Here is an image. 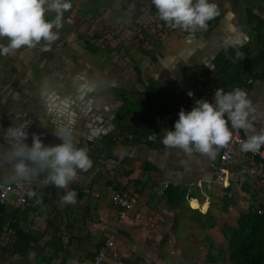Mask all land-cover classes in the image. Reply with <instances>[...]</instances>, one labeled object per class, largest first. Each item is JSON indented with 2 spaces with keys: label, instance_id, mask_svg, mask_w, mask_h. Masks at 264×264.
I'll use <instances>...</instances> for the list:
<instances>
[{
  "label": "crops",
  "instance_id": "obj_1",
  "mask_svg": "<svg viewBox=\"0 0 264 264\" xmlns=\"http://www.w3.org/2000/svg\"><path fill=\"white\" fill-rule=\"evenodd\" d=\"M211 2L219 6L220 15L209 22L207 31L198 30L193 34L160 25V30L166 33L164 43L155 37L156 41L149 39V46L152 45L150 49L145 47L148 40L142 43V49H134L132 58L135 74L128 75L117 57L102 47L106 39L98 35L100 38H96L92 26L102 25L105 32L122 22L124 30L129 28L135 33L138 28L131 20L135 10L143 11L138 22L160 20L158 13L152 12L155 6L151 0H74L75 15L88 17L89 22L85 19L87 24L79 23L76 16L71 20L67 17L68 13H64L59 38L48 50H44L46 45L42 42L32 49H20L14 57L0 55L2 181L16 182L12 178L11 167L2 163L3 154L10 148L4 138L9 127L27 123L28 139L25 143L29 146L33 135L39 136L45 146L62 143L54 134L58 128H70L76 144L97 145L104 143L108 136L123 135L114 147L112 156L108 153L106 157L103 155L102 161L98 159L100 163H105V167L91 179L86 178L88 189L93 193L87 190V194L85 187L84 199H77L75 203L82 205L90 194H96L95 204L88 205L82 215L74 211V216L72 212L66 213L68 208H62V217L59 219L50 211L53 222L64 231L63 234L74 236L65 253L68 264H80L86 254L96 252L108 232L134 239L142 233L206 235V232H210L209 235H213V231L218 232V226L221 225L219 235H222L225 224L236 227L241 214H247L261 204L259 202L256 206L255 202L249 206L251 201L262 199L257 190L262 187L264 169H261L259 162L243 161L244 157L239 155L236 164L243 166L246 163V173L232 168V179L226 188L216 181L211 167L223 148L217 150L214 158H209L197 152L189 155L179 148H168L162 143L166 131L172 129L170 120L175 117L177 109L188 105L192 110L200 100L213 103L218 88L225 92L236 88L244 90L257 110L255 129L259 131L264 128V0ZM121 5L128 8L124 16H119ZM52 13L46 14L49 21L53 20L50 16ZM124 21L128 25L131 23L135 29L130 25L126 27ZM226 40H231L235 46H225ZM244 50L253 56L263 52V60L252 67V71L249 70L252 62H246L248 55ZM89 81L95 84V88L91 91L82 89L81 85ZM150 82H158L174 93L170 109L172 113L157 120L159 143L154 146L146 144L152 136L143 132L144 123L135 114L124 118L120 128L114 122L115 114L126 108L127 104L137 102L138 93L143 92L145 85ZM118 89L129 92L126 93L127 99L115 97L111 93ZM132 89L138 93L132 94ZM194 89L201 91L202 95L191 101L190 97L195 95ZM242 133L246 138L253 134L244 130ZM92 159L97 160L95 156ZM113 159L117 160V165L110 169L108 163L114 162ZM113 172L123 173L122 177L118 176L119 190L116 191L134 195V211L128 213L120 227L116 224L117 219L113 218L112 221L110 216V194L116 191L105 186L100 188L104 178ZM165 183H169L171 189H181L171 195L182 192L183 198L169 200L165 194ZM48 185L52 196L61 193L62 197L66 191ZM52 201L57 203V200L50 198L49 202ZM49 202L43 210H49ZM195 204L198 205L197 209H194ZM206 205L208 208L204 210ZM117 212L114 207L113 216ZM34 218L31 216L29 221ZM24 228L27 229L26 226ZM4 230L0 231V235L13 234L11 229L9 232ZM64 239L66 242L69 240L68 237ZM145 241L149 249L156 250L154 242ZM118 242L121 243L120 239ZM128 252L129 249L125 250V253Z\"/></svg>",
  "mask_w": 264,
  "mask_h": 264
},
{
  "label": "clouds",
  "instance_id": "obj_2",
  "mask_svg": "<svg viewBox=\"0 0 264 264\" xmlns=\"http://www.w3.org/2000/svg\"><path fill=\"white\" fill-rule=\"evenodd\" d=\"M151 4L155 6L159 19L169 27L193 34L198 30L207 31L209 22L220 15L219 6L211 0H151ZM71 8V0H0V39L7 38L8 41L6 45L0 43V55L22 48L32 49L42 42L46 45L44 50H48L59 38L64 13ZM49 12L55 13L51 21L46 19ZM225 46L235 44L226 40ZM81 88L91 91L95 84L85 82ZM256 111L244 90L236 88L225 92L218 88L213 103L200 100L189 112L181 109L174 131H166L162 143L189 155L197 152L214 158L219 148L227 147L232 141V130H244L253 134L240 142V151L258 152L264 147V128L255 129ZM27 126L25 123L9 127L4 134L10 148L3 154L2 163L11 167L13 180L31 182L43 175V185L67 189L76 179L78 171L87 172L93 166L87 147L76 145L70 128L55 130L54 134L62 141L58 145L45 146L39 136L33 135L29 146L25 143L28 139ZM168 186L169 183H165L166 189ZM117 193L129 200L130 209L114 204L113 197ZM77 195L74 190L67 191L61 202L74 205ZM50 198L53 199V196ZM111 202L119 211L115 221L120 227L128 213L133 211L135 203L118 191L113 192ZM116 235H105L107 237L100 243L113 236L116 249L119 244ZM29 258L34 259L35 253H30Z\"/></svg>",
  "mask_w": 264,
  "mask_h": 264
},
{
  "label": "trees",
  "instance_id": "obj_3",
  "mask_svg": "<svg viewBox=\"0 0 264 264\" xmlns=\"http://www.w3.org/2000/svg\"><path fill=\"white\" fill-rule=\"evenodd\" d=\"M122 10H120L119 16H124V13L128 11L126 6L121 5ZM152 12L154 14L158 13L156 9L153 8ZM142 10H135L133 12L132 24L135 25L137 30L136 38L139 37V34L145 35V38L151 39L153 33H157L160 25L166 26L167 24L162 20L151 21H142L138 22V20L142 17ZM159 18V17H158ZM157 18V19H158ZM96 38H100L95 35ZM146 41V40H145ZM144 43V41H141ZM88 44V43H87ZM108 42H103L102 47L106 50ZM88 46H90L88 44ZM142 49V45L139 47ZM235 49V48H234ZM245 51V50H244ZM248 55L246 62L251 61L252 65L249 70H253L252 67H255L259 61L263 60V52L262 54L251 55L247 51H245ZM223 56V55H222ZM225 58V56H223ZM138 75L140 72L138 71ZM146 88L143 92L138 93V91L132 89L130 92L132 94L138 93L139 99L136 102H132L127 104L126 108L120 109L117 114H115V124L120 128L121 121L124 118H128L129 115L135 114V116L139 117L141 121L144 123L142 126L143 132L151 135V139L146 141V144L149 146H154L159 143L157 141L159 139V135H157V127L159 122L157 120L163 119L168 114H171L170 111L172 107L171 100L173 99L174 93L170 91L166 86L158 82H150L147 83ZM124 89H118L112 91L111 93L115 97H122L127 99L126 93ZM194 97H190V100L193 101L196 98H201V91L195 90ZM129 93V92H128ZM141 95V96H140ZM127 101V100H126ZM185 112L191 111L190 107L187 105L186 107L181 108ZM181 109H177L175 112V117L170 120L171 122V131H174L175 122L179 119V112ZM156 125V126H155ZM132 128V127H131ZM135 128V127H134ZM137 128V126H136ZM123 131V127L122 130ZM155 134L157 135L155 137ZM123 135H114L108 136L106 141L101 146L100 149L104 148L106 150V154L113 151L114 147L117 146L118 140ZM133 138V137H132ZM134 139V138H133ZM78 147H87L89 152H93L97 154L100 150L95 147L94 144L89 143H79L76 144ZM104 152V151H102ZM89 157L91 155L89 154ZM106 160V159H105ZM104 160V162H105ZM93 166L86 172V178H92L95 173H97L102 167H105V163H100L97 160L92 159ZM262 169V167H261ZM91 172L90 174H88ZM84 177L82 174L77 175L76 179L70 183L66 191H64L63 195L66 194L67 191L74 190L78 193L76 200H83L84 194L82 189L80 188V180ZM43 175L37 179L36 188L33 190L32 194L28 197L30 205L24 209H14L8 206L0 205V231L4 230L6 227L12 230L13 234L11 235V247H12V256H19L27 261L26 264H68V261L65 257L67 245H69L71 238L69 235H64L63 230L57 226L53 220L51 214L43 215L41 213L44 212V206L49 202L50 195H52L51 188L49 185H43L41 181L43 180ZM106 178V179H105ZM104 178V186L109 190H119V179L118 176H114L110 173V176ZM264 181V179H262ZM101 188V185H100ZM172 186L169 185L165 191V194L169 200L171 199H181L184 194L182 192L175 193L174 196L171 195L174 191H179L181 189L175 188L171 189ZM185 193L186 191L183 190ZM258 194H263L264 187H260L257 190ZM88 194V193H87ZM126 196L130 198L131 201L134 202V195L131 193H126ZM54 200H57L56 203V213L54 216L56 218L62 217L60 212L62 208L67 209L68 204L60 203L61 197L53 196ZM194 202V200H192ZM113 206V204H112ZM114 207V206H113ZM43 212H39V211ZM60 215L57 217L56 215ZM118 212L115 214L117 215ZM113 216L112 211L110 212L111 219L116 218ZM34 216L35 218L32 221H29V218ZM113 216V217H112ZM111 221V220H110ZM27 223V229H25L22 223ZM113 232H108L106 235H113ZM223 239L228 244V249L230 253V261L233 264H264V205L260 204L257 209L250 210L247 214H241L236 227L230 224H225L222 228ZM68 237V242L65 241L64 238ZM79 238V237H78ZM106 237L103 238V240ZM163 239V241H165ZM162 241V242H163ZM40 243H43V246H40ZM68 243V244H67ZM104 242L100 243L99 247L103 245ZM162 244V243H161ZM99 247H97L99 249ZM98 249L96 252H90L84 256L82 260H80V264H96V259L99 255ZM47 250H51V256L46 258L45 252ZM35 253V258L32 260L29 258L30 253ZM111 254L108 252V255L105 257L102 264H111ZM121 264H133L127 259H122Z\"/></svg>",
  "mask_w": 264,
  "mask_h": 264
},
{
  "label": "rangeland",
  "instance_id": "obj_4",
  "mask_svg": "<svg viewBox=\"0 0 264 264\" xmlns=\"http://www.w3.org/2000/svg\"><path fill=\"white\" fill-rule=\"evenodd\" d=\"M71 3H72L71 10L65 13H68L67 17L73 20L77 16L75 15L76 9L73 7L74 0H71ZM50 16L52 19H54L55 13H52ZM86 18L89 22L90 19H88V17H85V16H78L77 20L79 21V23L84 24L86 23L85 21ZM105 18H108V16H106ZM121 23L122 22H120V24L118 25H115V27L119 30H116V28H113V29H107V30L105 29L106 31L103 32V26L102 25L99 26L97 24L92 26V28L94 29L96 35L102 36L104 39H106L105 42H108L107 44L108 49L113 53L114 57L115 56L117 57L120 65H122L123 68L128 71V75H131L132 73L135 74V70H134L135 62H134V59L132 58V54L135 51L133 50L134 49L140 50L139 47L142 45L141 41L145 42V40H148V39L145 38V35L141 33L139 34V37L136 38L137 30L134 28V26L131 23H129L130 25L129 26L127 22H125L127 24L126 27L129 26L135 29V33H133L132 30H128L129 28L124 30L122 28L124 25ZM160 28L156 34L153 33V35L149 37L151 38L150 40L154 39L156 41V38H158V40H160L161 43L165 42L166 33L165 31L160 30ZM89 35L90 34L88 33V36ZM0 43H3L6 45L8 41L7 39L3 38V39H0ZM149 44H150V41L145 45L146 49H150L152 47V45L149 46ZM162 45L163 44H161V46ZM19 52H20V49L8 55H3V57H14L17 54H19ZM149 53H151V51ZM103 144L104 143L97 144L95 145V147L100 149L101 146L103 147ZM105 152L106 150L102 148L97 152V154H94L93 152L88 151V155L90 153L91 158L95 156L97 159H100L102 161V159L104 158L103 156L104 154L106 157ZM111 153L112 151H110V155L112 156ZM110 159L112 160V158ZM113 161L114 162L110 161L108 163V168L114 169V166L117 165V160L113 159ZM79 174H82L84 176L82 177V180H80L82 191H84L85 187H86L85 189L86 193H87V190L92 191L88 189V186H87L88 182L85 176L86 172L78 171L77 175ZM122 174L123 173L117 172L116 174H114V176L122 177ZM256 186H258V184ZM103 187H104V182L101 183V188ZM60 194L61 193L58 194V197H60ZM112 195L113 193L111 192L110 194L111 200H112ZM96 197H97L96 194H90L88 198H86L87 200L85 201V203H83L82 205H80V203L74 204V205L68 204V210L66 213L72 212L73 216H74V211L76 213L78 212V215L84 214L88 205L91 206L95 204L94 198ZM147 202H144V203L146 204ZM259 202L263 204L264 199L251 201L249 203L250 204L249 206H251V204L253 205L254 203L257 206ZM197 206L198 205L195 204L194 209H197L198 208ZM47 207L49 210L45 209L44 213H42L43 215L49 214L50 211H52L53 214L56 213L55 202L53 201L49 202V205ZM207 208L208 206H205L204 210H207ZM110 210H112V214H113L114 207L112 206V202H111ZM56 216L59 217L60 215L57 214ZM153 224L155 226V223ZM22 225L24 227L25 226L27 227L26 222L22 223ZM220 226L221 225L218 226L219 230H220ZM9 230L10 229H6L3 232H9ZM219 230L218 232L213 231L214 233V234L212 233L213 235H209L210 232H206V235H145L146 233H142L143 235H137L136 239L132 237L128 238L125 235H116L118 241L120 239L121 243L118 244V247L116 248L117 256H115V259H114V257L111 255V258H109L111 259V261L109 263L121 264L120 261L122 259H127L133 264H233L230 261V253H229V249L227 248L228 244L223 239V237L219 235L220 233ZM10 232L12 233L11 230ZM11 237H12L11 235H0V264H26L27 263L26 260L21 259L19 256H14V255L12 256ZM165 238L166 240L163 241V239ZM145 239L154 242V244H156V247H157L156 250H151V248L149 249L148 248L149 245L145 243L146 242ZM40 246L42 247L43 243H40ZM128 249H129V252L125 253V250H128ZM134 250L136 252H134ZM45 254H46V258L50 257L52 254L51 250H47ZM65 257L68 261L67 256ZM69 264H72V263H69Z\"/></svg>",
  "mask_w": 264,
  "mask_h": 264
},
{
  "label": "built area",
  "instance_id": "obj_5",
  "mask_svg": "<svg viewBox=\"0 0 264 264\" xmlns=\"http://www.w3.org/2000/svg\"><path fill=\"white\" fill-rule=\"evenodd\" d=\"M231 128V125L229 124ZM233 139L227 147H224L219 153L218 158L212 162L211 167L215 174V179L221 182L226 187H229L230 181L232 179L231 171L232 168H238L240 173H246V163L242 166L236 164L237 157L240 155L244 157L243 161H252L255 164L257 162L262 165L264 169V147L258 152H242L240 151V142L246 140L242 130H232ZM251 168V167H249ZM264 172V170H263ZM264 175V173H263ZM37 182L32 180L31 182L21 181V182H4L0 179V205L8 206L14 209H24L30 205L28 197L32 194L33 190L36 188ZM262 186L264 187V181H262ZM262 199H264V192L262 194ZM113 202L115 205L120 206L124 209H130L131 203L129 200L120 193H117L113 197ZM108 252L117 256L115 249L114 237L110 236L103 245L98 249V257L96 259V264H102Z\"/></svg>",
  "mask_w": 264,
  "mask_h": 264
},
{
  "label": "bare ground",
  "instance_id": "obj_6",
  "mask_svg": "<svg viewBox=\"0 0 264 264\" xmlns=\"http://www.w3.org/2000/svg\"><path fill=\"white\" fill-rule=\"evenodd\" d=\"M207 206V205H206Z\"/></svg>",
  "mask_w": 264,
  "mask_h": 264
}]
</instances>
